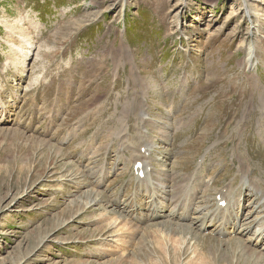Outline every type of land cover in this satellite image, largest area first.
I'll use <instances>...</instances> for the list:
<instances>
[{"label": "rangeland", "instance_id": "obj_1", "mask_svg": "<svg viewBox=\"0 0 264 264\" xmlns=\"http://www.w3.org/2000/svg\"><path fill=\"white\" fill-rule=\"evenodd\" d=\"M242 165L264 192V0H0V264H264Z\"/></svg>", "mask_w": 264, "mask_h": 264}, {"label": "bare ground", "instance_id": "obj_2", "mask_svg": "<svg viewBox=\"0 0 264 264\" xmlns=\"http://www.w3.org/2000/svg\"><path fill=\"white\" fill-rule=\"evenodd\" d=\"M247 12H251L250 9H246ZM254 47H252V49H250V54L248 56L249 59H252L254 57V51H253ZM252 65V64H251ZM141 108V107H140ZM147 108V107H146ZM146 108H142L140 111V119H142L144 122L145 120H150V116H148V113L146 111ZM138 117V116H137ZM145 117V119H143ZM140 125V124H139ZM146 148L147 150L152 149L155 146L154 142L148 141L146 142ZM134 153V152H133ZM137 153V152H136ZM156 160V158H153V161ZM163 161H165V159H163ZM144 171L146 170L147 172L149 171V169H152L151 167L149 168V166L145 167H141ZM239 172L241 175V181H242V187L246 188V190H249V192L252 193V195H254L255 197H257L255 203H250L249 205L251 209H253V211L258 212V214L264 213V193L256 186V184H254L253 182H249V180H251L250 177V170L248 169V167L246 165H242V167L239 168ZM149 179L150 180V185H154L156 183L155 179L153 178V175L151 173H148ZM147 180V179H146ZM145 180V181H146ZM256 180V179H255ZM162 181V180H161ZM257 181V180H256ZM255 181V182H256ZM159 184V183H158ZM197 188V187H196ZM174 189V188H173ZM181 192V191H180ZM244 193V192H243ZM190 194V193H189ZM171 197V196H170ZM143 198V197H142ZM179 198V197H178ZM202 199V197H201ZM223 199V198H222ZM236 199V198H235ZM253 199V198H252ZM168 200V199H167ZM187 200V199H186ZM255 200V199H254ZM199 201V200H198ZM190 202V201H188ZM201 202V200H200ZM177 203V202H176ZM187 203V202H186ZM192 203V202H191ZM179 204V203H178ZM182 204V203H181ZM188 204V203H187ZM190 204V203H189ZM199 204V203H198ZM197 204V205H198ZM167 207V206H166ZM182 207V206H181ZM200 207V206H199ZM198 207V208H199ZM204 207V206H203ZM160 208H163V206H161ZM172 208V207H171ZM180 208V207H178ZM177 208V209H178ZM197 208V207H196ZM175 209V208H173ZM249 209V208H248ZM164 209L161 210V212H163ZM211 210V209H210ZM201 211V210H200ZM220 211V209H219ZM236 211V210H235ZM171 212V211H170ZM194 212V211H193ZM211 213V212H210ZM223 213V212H222ZM251 213V212H250ZM175 214V213H174ZM192 214V213H191ZM216 214V213H214ZM219 214V213H218ZM233 214V213H232ZM221 215V214H220ZM250 215V214H249ZM262 215V214H261ZM156 216V215H155ZM166 216V215H165ZM169 216V215H168ZM185 216V215H184ZM210 216V215H209ZM223 216V215H222ZM226 216V215H225ZM231 216V215H230ZM240 216V215H239ZM237 215L235 221H234V225L235 226H240V217ZM218 217V216H217ZM207 218V217H206ZM257 218V217H256ZM181 219V218H180ZM193 219V218H192ZM202 219V218H201ZM200 219V220H201ZM229 219V218H228ZM250 219V218H249ZM263 219V218H262ZM183 220V219H182ZM196 220V219H195ZM212 220V219H211ZM215 220V218H214ZM219 220V219H218ZM221 220V219H220ZM224 220V219H223ZM252 220V219H250ZM249 220V221H250ZM257 220V219H256ZM246 221V220H244ZM254 221V220H253ZM260 221V220H259ZM263 221V220H262ZM148 222V221H147ZM198 222V221H197ZM206 222L208 223V221L203 220L201 222V228L204 229V227H206ZM255 222V221H254ZM212 224V221L210 222ZM246 223V222H245ZM141 224V223H140ZM157 224V223H156ZM193 224V223H192ZM256 224V223H255ZM195 225V224H194ZM223 225V224H222ZM245 225V224H244ZM252 225V224H251ZM258 225V224H257ZM226 226V225H225ZM247 226V225H246ZM248 227V226H247ZM187 228V227H186ZM235 228V227H234ZM237 228V227H236ZM250 228V227H248ZM226 229V228H225ZM228 230V229H227ZM230 230V229H229ZM252 231V235L256 236V244L258 247L260 246H264V225H260V227L258 228H254ZM246 232V231H245ZM254 238H251V240H253ZM261 241V243H260ZM264 249V247H263ZM262 249V250H263Z\"/></svg>", "mask_w": 264, "mask_h": 264}]
</instances>
